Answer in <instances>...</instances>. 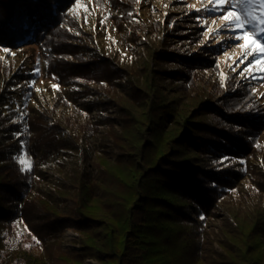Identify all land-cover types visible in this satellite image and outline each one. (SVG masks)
Listing matches in <instances>:
<instances>
[{
  "label": "trees",
  "instance_id": "trees-1",
  "mask_svg": "<svg viewBox=\"0 0 264 264\" xmlns=\"http://www.w3.org/2000/svg\"><path fill=\"white\" fill-rule=\"evenodd\" d=\"M6 1L7 6L0 0V29L2 42L10 45L29 35V41L48 40L57 25L52 6L57 10L66 3ZM150 48V60L139 70L106 55L64 63L71 82L94 84L90 104L101 110L92 123L50 110L47 119L39 115L44 118L39 133L32 128L39 117L22 131L20 121L5 115L6 96L0 91V264L5 235L19 217L40 246L22 264H88L87 259L96 264H264V205L243 216L224 207L225 191L242 171L222 167L246 149L258 119L251 123L218 111L204 88L177 68L176 53L161 42ZM58 77L62 80L61 73ZM84 86H77L82 89L71 103ZM52 154L61 155L54 165L48 160ZM66 162L74 165L73 176L50 191L44 174ZM25 166L29 170H22ZM66 201L71 206L65 213ZM219 213L217 234L224 230L229 236H217L221 254L209 235ZM68 228L80 234L73 242L79 249L63 247L62 233ZM229 238L241 245L238 254L224 246Z\"/></svg>",
  "mask_w": 264,
  "mask_h": 264
},
{
  "label": "rangeland",
  "instance_id": "rangeland-1",
  "mask_svg": "<svg viewBox=\"0 0 264 264\" xmlns=\"http://www.w3.org/2000/svg\"><path fill=\"white\" fill-rule=\"evenodd\" d=\"M44 8H41L42 12ZM52 8L57 25L48 40L31 38L29 41L33 37L29 35L10 45L2 42L5 35L0 29V91L6 96L3 110L5 115L15 117L14 122L20 121L22 131H26L30 119L39 117L38 123L32 124L39 133L38 125L43 117L47 119L50 110L54 111L51 115L70 120L88 119L91 123L97 120L101 108L90 104L94 101V84L82 79L71 82L69 69L64 65L66 61L82 63L92 60L94 55H106L119 65L134 66L133 69L139 70L145 67L143 61L150 60V47L158 48L161 42L168 51L176 53L174 63L177 68L188 73L194 85L204 88L207 99H212L218 111L230 112L241 120L243 117L250 121L258 119L251 129L246 149L222 163V167L232 166L242 171L241 178L233 182V188L225 191L224 207L237 210L243 216L247 209L264 205V79L257 71H244L251 57L239 59L242 50L238 45L246 42L234 39L239 32L221 27L223 22L219 17L224 10L211 11L208 0H79V6L76 0H66L59 9L55 10V5ZM236 10L243 12L244 6L240 5ZM260 40L264 41V35ZM70 50L74 53L69 54ZM53 51L64 53L58 56ZM181 61L187 62L188 67L182 66ZM81 84L86 86L77 95L80 98L71 103L73 94L82 89L78 88ZM53 85L58 87L54 89ZM240 133L236 134L242 137ZM54 159L60 160L61 155L52 154L48 158L53 165ZM73 167L68 162L60 168L51 167L43 176L44 185L53 191L57 183L73 176ZM70 206L71 202L66 201L63 212L66 213ZM215 217L209 235L214 240L212 248L221 254L223 249L217 236H229L224 230V234L221 231L222 235L217 234V227L221 225L220 213ZM78 238L79 233L65 229L63 247L79 249L73 243ZM223 243L227 251L240 252L241 245L233 238ZM4 244L2 264H22L40 252L37 240L20 217L5 235ZM85 263L96 264L90 259Z\"/></svg>",
  "mask_w": 264,
  "mask_h": 264
},
{
  "label": "snow or ice",
  "instance_id": "snow-or-ice-1",
  "mask_svg": "<svg viewBox=\"0 0 264 264\" xmlns=\"http://www.w3.org/2000/svg\"><path fill=\"white\" fill-rule=\"evenodd\" d=\"M76 2L79 6V0ZM208 2L211 5V11L224 10L219 17L223 22L221 27L239 32L240 34L234 36V39L246 42L238 45L242 50L239 59L251 57L248 61L249 66L244 71H257L264 79V41L260 40V37L264 35V0H208ZM240 5L244 6L243 12L236 10ZM85 11H87L86 8ZM3 50L7 51V49ZM53 87L55 89L58 86L53 85ZM20 162L24 164L23 159ZM22 170H29V167L25 166Z\"/></svg>",
  "mask_w": 264,
  "mask_h": 264
}]
</instances>
